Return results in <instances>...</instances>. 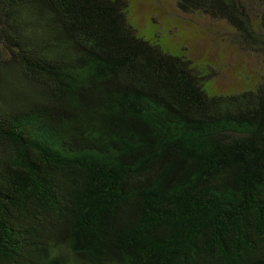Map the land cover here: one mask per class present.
Listing matches in <instances>:
<instances>
[{
	"label": "trees",
	"instance_id": "1",
	"mask_svg": "<svg viewBox=\"0 0 264 264\" xmlns=\"http://www.w3.org/2000/svg\"><path fill=\"white\" fill-rule=\"evenodd\" d=\"M175 3L252 87L208 91L129 0H0V264H264V0Z\"/></svg>",
	"mask_w": 264,
	"mask_h": 264
},
{
	"label": "rangeland",
	"instance_id": "2",
	"mask_svg": "<svg viewBox=\"0 0 264 264\" xmlns=\"http://www.w3.org/2000/svg\"><path fill=\"white\" fill-rule=\"evenodd\" d=\"M129 1V21L138 35L171 54L186 53L210 74L208 91L236 92L258 81L261 57L235 43L236 34L224 21L184 13L175 0Z\"/></svg>",
	"mask_w": 264,
	"mask_h": 264
}]
</instances>
